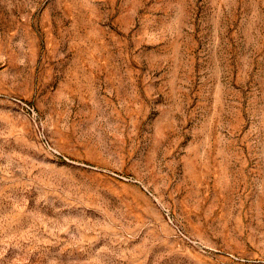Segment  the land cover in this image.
I'll return each mask as SVG.
<instances>
[{"label": "rangeland", "instance_id": "1", "mask_svg": "<svg viewBox=\"0 0 264 264\" xmlns=\"http://www.w3.org/2000/svg\"><path fill=\"white\" fill-rule=\"evenodd\" d=\"M0 264H264V0H0Z\"/></svg>", "mask_w": 264, "mask_h": 264}]
</instances>
